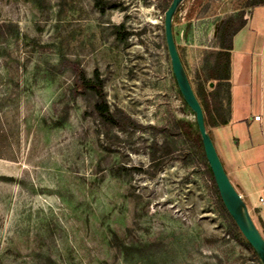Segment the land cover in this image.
I'll list each match as a JSON object with an SVG mask.
<instances>
[{
	"label": "rangeland",
	"instance_id": "1",
	"mask_svg": "<svg viewBox=\"0 0 264 264\" xmlns=\"http://www.w3.org/2000/svg\"><path fill=\"white\" fill-rule=\"evenodd\" d=\"M170 1L0 0V264H262L236 240L195 144L164 41ZM197 1L174 24L193 89L219 23L244 6ZM64 61L97 69L110 111L142 128L103 122Z\"/></svg>",
	"mask_w": 264,
	"mask_h": 264
},
{
	"label": "crops",
	"instance_id": "2",
	"mask_svg": "<svg viewBox=\"0 0 264 264\" xmlns=\"http://www.w3.org/2000/svg\"><path fill=\"white\" fill-rule=\"evenodd\" d=\"M252 30L257 36H250ZM261 33H264V6L253 8L244 27L233 37L230 118L226 125L210 128L209 135L220 149L224 170L251 217L253 211L264 224V206L257 203L264 191V34L260 36ZM257 115L259 121L253 119Z\"/></svg>",
	"mask_w": 264,
	"mask_h": 264
},
{
	"label": "trees",
	"instance_id": "3",
	"mask_svg": "<svg viewBox=\"0 0 264 264\" xmlns=\"http://www.w3.org/2000/svg\"><path fill=\"white\" fill-rule=\"evenodd\" d=\"M244 6L238 5L237 9L241 10L238 17H226L218 25L216 31V49L207 50L203 53V66L201 71L195 73L196 88L194 93L199 101L204 116V123L207 132L209 129L217 126H224L229 122L230 118V60L231 51L233 48L232 40L234 35L244 27L246 19H244L243 8H255L264 6V0H243ZM199 3V0L197 1ZM96 5L102 10L99 5V0H96ZM192 12L190 11L187 18H190ZM178 8L173 16L172 30L174 34V24L178 22ZM115 34L118 39H122L126 33L121 30V27H116ZM175 39V38H174ZM176 43V41H175ZM178 51V46L176 43ZM179 53V52H178ZM180 55V54H179ZM180 59L183 60L180 55ZM184 65V63H183ZM62 66L69 68L74 75V91L83 95H90L94 99L93 109L98 117L105 123L116 126L120 129L132 128L141 129L134 120L128 116L115 115L110 111L109 105L106 101V95L104 92V81L101 74L96 69L93 71L91 77L85 75L84 70L79 64L71 61H64ZM185 67V66H184ZM186 71V69H185ZM210 84L211 90H207L205 85ZM180 94V93H179ZM177 128L187 138H191V128L183 121L177 122ZM195 144L200 146L203 150L201 138L197 130V136L195 138ZM205 157V156H204ZM210 170V169H209ZM211 172V171H210ZM212 176V173H211ZM213 185L218 197L219 204L222 210L227 214L222 201L219 197L215 182ZM229 217V215L227 214ZM230 218V217H229ZM231 219V218H230ZM237 230L236 240L240 242L253 257H257L252 247L245 241L236 225L233 223ZM261 231L264 238V224L260 221Z\"/></svg>",
	"mask_w": 264,
	"mask_h": 264
},
{
	"label": "water",
	"instance_id": "4",
	"mask_svg": "<svg viewBox=\"0 0 264 264\" xmlns=\"http://www.w3.org/2000/svg\"><path fill=\"white\" fill-rule=\"evenodd\" d=\"M183 0H171L163 16V34L171 71L178 91L192 111L201 138L203 153L212 173L222 204L245 241L252 247L259 261L264 264V238L255 225L247 205L230 182L212 139L206 130L203 110L196 98L185 67L180 59L172 30L173 16Z\"/></svg>",
	"mask_w": 264,
	"mask_h": 264
},
{
	"label": "built area",
	"instance_id": "5",
	"mask_svg": "<svg viewBox=\"0 0 264 264\" xmlns=\"http://www.w3.org/2000/svg\"><path fill=\"white\" fill-rule=\"evenodd\" d=\"M253 119L255 121H259L260 120V116L257 115V116H254ZM257 203L260 205V206H264V191H263V195L258 197L257 199Z\"/></svg>",
	"mask_w": 264,
	"mask_h": 264
}]
</instances>
